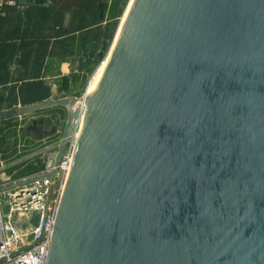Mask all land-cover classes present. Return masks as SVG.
<instances>
[{"label": "water", "instance_id": "1", "mask_svg": "<svg viewBox=\"0 0 264 264\" xmlns=\"http://www.w3.org/2000/svg\"><path fill=\"white\" fill-rule=\"evenodd\" d=\"M117 48L49 264H264V0H139Z\"/></svg>", "mask_w": 264, "mask_h": 264}, {"label": "rangeland", "instance_id": "2", "mask_svg": "<svg viewBox=\"0 0 264 264\" xmlns=\"http://www.w3.org/2000/svg\"><path fill=\"white\" fill-rule=\"evenodd\" d=\"M131 1L97 0L93 8L94 20L89 21L87 18L72 20L71 29L76 32L63 37L56 46L59 48V53L64 50L63 56L65 58L58 59L59 61H56L55 58L48 59L44 65L45 69L47 68L45 71V78L47 79L41 82L44 87L39 86L33 90L35 94H41L48 87L49 91L52 92H49L50 97H47L45 101L28 106L18 105L16 102L14 103L16 91L14 86L10 84L0 85V112L15 109L20 111L15 116L0 119V174H2L0 177L17 180L32 175L42 167L43 157L55 158L56 155H59V159L67 151L68 145L75 142L74 134L80 117L83 115V109L73 101H80L83 98L90 82V90L86 98L88 99V95L89 97L92 96L90 93L96 85L98 73L104 67L103 64L107 61V57H110L111 45L122 19L127 16L126 13L129 11ZM52 17L54 19L56 17V24H61L62 17L60 15L49 16L47 12L42 13L32 8H19L17 12L15 10L14 19L7 27H4L0 20V40L14 39L17 43L18 39H23L25 45L35 43L36 36H39L35 31L40 30V33L45 36L47 30L52 29L54 25L51 20ZM95 35L96 39L92 45L91 42ZM80 37H85L87 41H90L83 47V51L79 49ZM102 44H104V50H101ZM91 52H93L92 56L90 55ZM100 52L101 56L99 57ZM20 59L19 56V58H14V61ZM62 63L67 66L65 73H62L60 69ZM9 65L8 61L7 66ZM7 66L9 72H1L0 76L6 75L8 78H13L19 69L15 70V68L11 69ZM49 69L52 71L50 72ZM63 100L65 101L64 105L49 104ZM88 103L89 100H86V105ZM85 110H87L85 114L88 117V106L85 107ZM67 114L70 115L69 121ZM40 119L43 121V129L48 131L53 128V133L45 137H38L34 133L25 131L31 120ZM64 132L68 138L65 137L66 140L61 142ZM1 208L2 210L6 209L3 203Z\"/></svg>", "mask_w": 264, "mask_h": 264}, {"label": "built area", "instance_id": "3", "mask_svg": "<svg viewBox=\"0 0 264 264\" xmlns=\"http://www.w3.org/2000/svg\"><path fill=\"white\" fill-rule=\"evenodd\" d=\"M27 1L0 0V16L3 6L17 4L18 7ZM73 144L68 145L67 151L56 162L53 157H43L42 167L32 175L17 180L0 177V264L46 263ZM2 203L5 210L1 208Z\"/></svg>", "mask_w": 264, "mask_h": 264}, {"label": "trees", "instance_id": "4", "mask_svg": "<svg viewBox=\"0 0 264 264\" xmlns=\"http://www.w3.org/2000/svg\"><path fill=\"white\" fill-rule=\"evenodd\" d=\"M48 7H42L47 0H28L27 8L35 9L42 13L47 12L49 16L60 15L62 17L61 24H56L55 19L52 17L51 20L54 22L52 29L47 30V35L43 36L40 30L35 31L39 36H36L35 43L25 45L23 39L16 40H0V73H7V64H15L19 67V70L15 72L13 78H8L6 75L4 77L0 76L1 84H10L14 86L15 100L18 105L28 106L37 102H43L49 96L48 87L41 94H35L33 90L39 86L44 85L41 83L40 78L44 70L43 63L46 58L53 55L62 56V53L58 52V41H62L63 37L67 35L74 34L75 30H72V20L75 18H87L89 21L94 20L93 8L97 0H50ZM17 4H12L2 7L3 15L0 16V20L4 27H7L9 23L14 19V14ZM68 14L69 21L66 32H62V23L64 15ZM89 28V27H88ZM39 31V32H38ZM43 33V32H42ZM96 35L92 40V45H94V40ZM90 43L85 37H80L79 49L83 51V47ZM24 48V49H23ZM93 55V52L90 53ZM20 60H15L14 58H19ZM81 57V56H79ZM3 64H5L3 66ZM1 75V74H0ZM18 87V88H17Z\"/></svg>", "mask_w": 264, "mask_h": 264}, {"label": "bare ground", "instance_id": "5", "mask_svg": "<svg viewBox=\"0 0 264 264\" xmlns=\"http://www.w3.org/2000/svg\"><path fill=\"white\" fill-rule=\"evenodd\" d=\"M139 2V0H132L131 1V5H130V8H129V11L128 13H126V18L125 19H122L121 23H120V27L117 31V35L111 45V49L109 51V56L110 57H107V61L103 64L104 67L102 68V70L98 73V77L96 78L97 82H96V85L95 87L92 89V92L90 93V95L92 94L91 97H89L88 95V99L86 98L87 94L89 93V90H90V83L87 85L86 87V90L84 92V96L82 99L79 100H76V101H73L75 102V104H78L79 106L82 107L83 109V112H82V116L80 117V121H79V124H78V129H77V134H76V137H75V142H74V145H73V151H72V154H71V158H70V166H69V169L66 173V176L64 178L65 182L63 184V187H62V190H61V194H60V200H59V204H58V207H57V210H56V217H55V221L53 223V227H52V233H51V238H50V242H49V249H48V252H47V256H46V260H45V264H49V260H50V256H51V253H52V249H53V244H54V241H55V238L57 236V232H58V227H59V223H60V219L61 217H63L64 215V206H65V200H66V192H67V189H68V185L70 183V179H71V176L72 174L74 173V170H75V167H76V161H77V156H78V153H79V150H80V145H81V141L82 139L84 138V135L86 133V128H87V124H88V117L86 116L85 112L87 110H85V107L87 106L86 105V100H91L93 96L96 95V91H97V88L99 87V85L101 84V80L104 78L107 70L109 69L110 67V62H111V59L116 51V49H118V45L120 43V41L122 40L124 34H125V30L127 28V25L132 17V13L137 5V3ZM131 9V10H130ZM110 58V59H109ZM96 90V91H95ZM95 91V92H94ZM88 110H89V106H88ZM58 216V218H57ZM52 244V245H51ZM51 245V246H50ZM51 250V251H50Z\"/></svg>", "mask_w": 264, "mask_h": 264}, {"label": "crops", "instance_id": "6", "mask_svg": "<svg viewBox=\"0 0 264 264\" xmlns=\"http://www.w3.org/2000/svg\"><path fill=\"white\" fill-rule=\"evenodd\" d=\"M26 6H24V5H19L18 7H16V12L18 11V9L19 8H25ZM56 59V61H59L58 59H64L65 58V56H55V55H53V56H51V57H49V58H46V60L44 61V63H43V66L45 65V63L47 62V60L48 59ZM52 61V60H51ZM8 68L10 67L11 69H13V68H15V70L17 69H19V67L17 66V65H15V64H10L9 66H7ZM60 69H61V72L62 73H65V71L67 70L66 68H67V66H65V63H62V65H60ZM47 69V68H46ZM46 69L44 68V70H43V72H42V75H41V78H40V81L41 82H44V81H46V79L47 78H45V71H46ZM50 70V69H49ZM52 70H50V72H51ZM7 72H9L8 70H7ZM46 84V83H45ZM46 85H49V84H46ZM51 90V89H50ZM50 93L52 92V91H49ZM50 93H49V96L48 97H50Z\"/></svg>", "mask_w": 264, "mask_h": 264}, {"label": "flooded vegetation", "instance_id": "7", "mask_svg": "<svg viewBox=\"0 0 264 264\" xmlns=\"http://www.w3.org/2000/svg\"><path fill=\"white\" fill-rule=\"evenodd\" d=\"M27 127V126H26ZM41 128H42V130L44 131V132H47L48 133V131H45L44 129H43V123H42V126H41ZM26 129V128H25ZM26 131V130H25ZM26 132H30V131H26ZM30 133H34V134H36V135H38V132H36V131H32V132H30ZM48 136V135H47Z\"/></svg>", "mask_w": 264, "mask_h": 264}]
</instances>
